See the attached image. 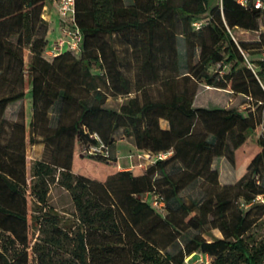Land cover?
<instances>
[{
  "label": "trees",
  "instance_id": "trees-1",
  "mask_svg": "<svg viewBox=\"0 0 264 264\" xmlns=\"http://www.w3.org/2000/svg\"><path fill=\"white\" fill-rule=\"evenodd\" d=\"M49 2L0 0V264H29L31 255L34 264H189L196 255L209 264H264L257 230L264 203L256 202L264 197V64L252 59L264 55V11L236 0H75L79 51L47 60ZM236 29L257 32V41H236ZM200 85L238 97L243 111L193 106ZM27 93L29 122L22 109L6 120L7 107ZM119 97L117 108L105 107ZM255 131L254 155L236 167ZM94 135L108 157L83 154L97 145ZM119 139L171 156L117 171L110 150ZM36 145L42 157L32 163L29 186L26 152ZM221 158L234 170L225 184L215 168ZM77 160L104 169L93 176ZM196 181L208 192L191 208L178 195ZM51 185L70 195L68 219L49 207ZM154 196L163 210L152 206ZM29 223L39 234L33 243ZM207 226L222 238L206 241Z\"/></svg>",
  "mask_w": 264,
  "mask_h": 264
},
{
  "label": "rangeland",
  "instance_id": "rangeland-1",
  "mask_svg": "<svg viewBox=\"0 0 264 264\" xmlns=\"http://www.w3.org/2000/svg\"><path fill=\"white\" fill-rule=\"evenodd\" d=\"M251 1V0H249ZM48 24V33H47V45L43 51V57L47 60H51L53 57H55L58 53H62L65 52L67 50H69L68 46L62 42L64 41V36H63V32L61 30V21L60 18L58 17V14H56V12L52 13L51 16V20L49 21ZM261 23L259 22V25ZM261 30L263 31L264 29L261 28ZM232 35L234 37V39L236 41L241 40V39H249L252 40L254 39V37L258 36L257 33H252V32H248L247 33H241L240 31L234 30L232 32ZM24 57L26 62H28L29 60V53L27 50L24 51ZM252 59H260L259 57H252ZM224 72V71H223ZM196 102H195V107H206V108H211L213 106H218V107H227V108H236L239 111H243V108L245 106H242L241 104V99H239L238 97H234L233 95H229L225 92L222 91H216L213 89H207L206 86L204 85H200L197 87V91H196ZM124 101V98H116V99H109L107 106L111 107V108H117L120 104H122ZM59 104H55L53 106V108L50 110V119L52 123L56 122L57 119V108H58ZM24 110L25 113V121L26 123L29 122L30 119V114H31V107H30V96L29 93H27V95H25V100L16 103L15 105H10L7 107L5 114H4V118L8 121H14L17 118L19 119L18 115H19V111L20 110ZM257 137H258V133L257 131H255V134L253 136H251L249 138L248 143L242 147L238 152H237V156H236V160H235V166L238 167L240 166L241 162L245 159H247L250 155H254L255 152V145H256V141H257ZM125 142V141H123ZM42 146L40 145H36V146H29L27 148V159H26V177L28 180V185L31 186L32 185V181L31 180V168H32V163L41 158L42 157ZM128 147L126 146H119L118 150L120 153H118L117 156H119L120 158H122V156H125L128 152H127ZM114 150V149H112ZM116 150V149H115ZM114 152V151H113ZM134 154V159L136 158L135 156L137 154H143V152L140 151H131L130 154ZM118 157V158H119ZM142 165V169L147 168L150 164L145 163L144 160H140L135 162L134 166H139ZM113 166H115L117 168V165L112 164ZM75 167L77 169L82 168L85 171H87L89 174L91 175H95V174H99L101 171H103L102 169L104 168H100V166L97 165H85L80 161H76L75 162ZM107 169H111V166L106 167ZM105 168V169H106ZM215 168L218 170V172L220 173V181L222 183H226L229 182V177L230 175H234V170L231 169L227 164L225 159H218L217 162L215 163ZM118 170V168H117ZM233 172V174L231 173ZM263 185H264V171H263ZM201 182L200 181H196L195 183L191 184L189 187L185 188L184 190H182L178 197L179 199L184 202L187 206L191 207V208H197L196 206H198L205 198L208 192V190H205L204 188H201L200 186ZM145 200H148V196H145ZM256 202L259 203H264V197L263 198H258L256 199ZM47 203L49 205V207L55 212L57 213L60 217H62L63 219H68V217H71L72 215H74L75 210L71 201V197L70 195L62 188H60L59 186L56 185H51L49 188V193L47 195ZM175 202H173L171 205L175 206ZM243 207V206H242ZM245 208V207H244ZM37 209H36V204L34 200H30L29 199V204L27 207V213L28 215H36ZM263 219V218H262ZM206 231H204V233L202 234L201 230H188L186 231V235L188 236H194L197 234H202V237L210 242L214 239H221L222 235L220 234V232L216 229H210L208 226L205 228ZM259 231V235H264V219L261 222V224H259V227L257 229ZM28 238L29 240L33 243L34 240L39 236L38 231L36 230V228L29 223V227H28ZM185 237L180 238L179 239V243L178 245H176L175 247H171L170 249L167 250V252L170 255H175L178 248L181 247L183 245V243L185 242ZM32 245V244H31ZM189 259V258H188ZM187 259V261H188ZM210 259L208 257H205L203 255H196L193 258H191V260H189V264H209L210 263ZM29 264H34L33 261V256L31 255L29 258Z\"/></svg>",
  "mask_w": 264,
  "mask_h": 264
},
{
  "label": "built area",
  "instance_id": "built-area-1",
  "mask_svg": "<svg viewBox=\"0 0 264 264\" xmlns=\"http://www.w3.org/2000/svg\"><path fill=\"white\" fill-rule=\"evenodd\" d=\"M237 3L241 6L251 5L254 9L264 11V0H236ZM56 6L58 17L61 21V30L63 32L64 41L69 50L77 53L79 51V46L81 44V33L75 24V0H50ZM195 30L200 28V23L195 22L192 24ZM261 61L264 64V55L261 58ZM264 89V88H263ZM259 132L261 138L264 142V116L261 120ZM94 139L97 142L96 146H90L83 150V154L85 155H103L108 157L109 152L106 146L101 142L98 136L94 135ZM170 153H160L153 156V161L155 160H163L169 156ZM138 159H142L138 156ZM153 161L151 163H153ZM152 206L161 211L164 208L163 198L160 196H154L152 198Z\"/></svg>",
  "mask_w": 264,
  "mask_h": 264
},
{
  "label": "crops",
  "instance_id": "crops-1",
  "mask_svg": "<svg viewBox=\"0 0 264 264\" xmlns=\"http://www.w3.org/2000/svg\"><path fill=\"white\" fill-rule=\"evenodd\" d=\"M53 12H56V14H57V10H56L55 4L53 2L47 3V5L43 9V15H42L43 21H45L46 23H49V21L51 20V16H52V13ZM236 30L237 31H240L241 33H247V31H243V30H240V29H236ZM254 33H257V32H254ZM257 35H258V33H257ZM257 39H258V36L254 37V39H252V40H249V39H241L240 41H243V42H254V41H257ZM262 56H263V54L262 55H254L252 57L253 58L254 57L262 58ZM207 89L210 90L211 88H207ZM216 91H218V90H216ZM225 93H227V92H225ZM227 94H229V93H227ZM109 99H116V98H108V100ZM108 100H107V102L105 104V107L111 108V107H108L107 106ZM195 102H196V96H195V99H194L193 106H195ZM159 125H160V128L162 130H168L169 129L168 123L166 121H164V120H160L159 121ZM123 141H125V142H123ZM119 146H126V147H128V149H127V152L128 153L125 156H122V158H120L119 156H117L118 153H120L119 150H118ZM112 149H114V150H112ZM112 149L110 150V155H112L116 159L115 165H117V168H118L117 171H131L135 167L134 164H135L136 160L137 161L144 160L145 163L151 164V162L154 159L152 154H150L149 152L143 151V150H141L143 152V154L142 155L141 154H137L135 156L136 158L134 159V154L133 153L130 154V152L131 151H134V150H136V151H140V150L137 149V148H135L132 145V143H130L129 141H126V140H121V139L117 140L114 143V147ZM168 153H170L169 156H171V152H168ZM138 156H140L142 159H138ZM139 166L142 168V165L141 164ZM213 168H214V166H213ZM219 182L221 184H225V183H222L220 181V173H219ZM226 183H228V182H226Z\"/></svg>",
  "mask_w": 264,
  "mask_h": 264
}]
</instances>
